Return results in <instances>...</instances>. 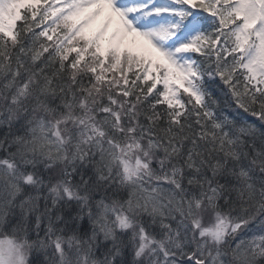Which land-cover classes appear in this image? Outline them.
Masks as SVG:
<instances>
[{
  "label": "snow or ice",
  "instance_id": "snow-or-ice-1",
  "mask_svg": "<svg viewBox=\"0 0 264 264\" xmlns=\"http://www.w3.org/2000/svg\"><path fill=\"white\" fill-rule=\"evenodd\" d=\"M0 264H264V0H0Z\"/></svg>",
  "mask_w": 264,
  "mask_h": 264
}]
</instances>
